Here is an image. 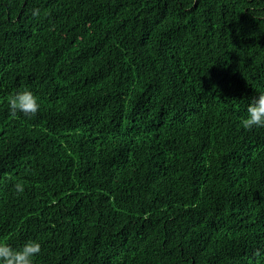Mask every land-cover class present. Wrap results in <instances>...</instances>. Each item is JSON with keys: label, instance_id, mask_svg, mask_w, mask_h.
<instances>
[{"label": "trees", "instance_id": "obj_1", "mask_svg": "<svg viewBox=\"0 0 264 264\" xmlns=\"http://www.w3.org/2000/svg\"><path fill=\"white\" fill-rule=\"evenodd\" d=\"M261 93L264 0H0V243L264 264V129L240 126Z\"/></svg>", "mask_w": 264, "mask_h": 264}, {"label": "clouds", "instance_id": "obj_2", "mask_svg": "<svg viewBox=\"0 0 264 264\" xmlns=\"http://www.w3.org/2000/svg\"><path fill=\"white\" fill-rule=\"evenodd\" d=\"M40 10L33 9L32 15L39 16ZM8 110L11 116L16 117L22 113L28 118H33L40 111L38 98L30 91L24 90L12 94L7 99ZM240 126L246 130L264 129V93L254 97L248 103L247 116L242 118ZM17 194L24 192L22 183H15ZM41 244L36 240H29L21 248L14 249L7 243H0V264H34V259L41 254ZM256 255H260L257 250Z\"/></svg>", "mask_w": 264, "mask_h": 264}]
</instances>
